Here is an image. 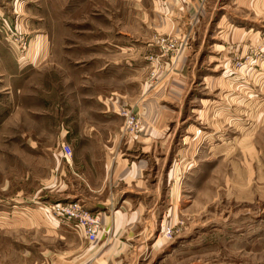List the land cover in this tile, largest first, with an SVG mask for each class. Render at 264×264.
Listing matches in <instances>:
<instances>
[{
  "label": "rangeland",
  "instance_id": "rangeland-1",
  "mask_svg": "<svg viewBox=\"0 0 264 264\" xmlns=\"http://www.w3.org/2000/svg\"><path fill=\"white\" fill-rule=\"evenodd\" d=\"M44 1V30L61 35L47 37L41 70L37 61L27 65L37 59L26 41L10 84V45H17L6 28L8 17L0 13V253L14 247L19 252L58 249L75 259L86 258L88 251L119 258H105L104 264H264V0H208L197 27L200 36L162 35L176 43L167 54L157 44L154 58L163 65L177 61L191 40L195 54L183 95L189 139L184 147L182 140L177 145L176 190L155 215L151 245L113 243L107 227L91 242L69 225L55 228L47 222L45 205L74 200L63 199L65 189L56 180L63 166V156L57 154L62 135L56 116L61 115L59 91L72 71L73 55L66 49L87 40L89 13H102L109 2ZM169 1L163 0L171 8L174 0ZM131 2L118 1L112 7L134 12L137 7ZM142 7L150 8L151 2L144 0ZM103 22L97 20L101 26ZM17 31L28 41L34 36V30ZM80 56L88 59L87 52ZM31 78L37 83H30ZM35 88L43 92L42 99ZM30 108L38 109L31 113L36 115H29ZM168 229L169 236H164ZM61 236L64 242L56 239ZM29 257L17 256L16 261L29 262Z\"/></svg>",
  "mask_w": 264,
  "mask_h": 264
},
{
  "label": "crops",
  "instance_id": "crops-1",
  "mask_svg": "<svg viewBox=\"0 0 264 264\" xmlns=\"http://www.w3.org/2000/svg\"><path fill=\"white\" fill-rule=\"evenodd\" d=\"M118 1L131 2L108 0L107 10L89 13L87 40L66 49L73 55L72 71L68 75L70 81L64 80L65 85L59 91L61 115L56 113V116L61 118L62 135L57 154L62 157V146L69 144L73 158L67 161L62 157L60 179L56 180L65 189L63 199H79L90 210L100 212L104 228L113 231V243L151 245L154 221L157 222L155 215L176 190L177 145L182 140L184 147L189 139L185 136L190 125L185 123L188 116H183V95L192 75L191 59L195 54L191 40L177 61H165L163 65L158 56L154 58L158 50L156 39L182 32L190 33L191 37L200 36L197 27L208 0H174L171 8L163 0H147L151 7L146 10L142 7L144 0H135L131 3L137 9L130 13L113 8L112 4ZM108 2L104 0L105 4ZM44 3V0H0V13L8 17V31L22 30L25 34L34 30V36L30 33L32 40L26 41L37 60H30L27 65L37 61L39 70L45 68L46 57L43 62L41 58L47 51V37L61 35L44 30ZM163 3L167 6H162ZM168 12L170 15H166ZM101 18L102 26L97 23ZM180 23L184 25L179 26ZM78 35L85 36L82 32ZM10 46L14 56L12 70L10 66L6 68H9L6 73L9 84L17 74L16 60L21 62L17 56L27 48V45L24 50ZM82 52L88 53L87 60L80 56ZM3 75L6 76L5 72ZM30 83L37 82L31 78ZM39 83L41 90L42 79ZM34 92L39 93L37 98H43L42 91L35 88ZM124 106L132 108L143 120V129L137 136L122 131L120 110ZM37 110L30 108V114L27 111L26 114L36 115L31 113ZM42 115L40 112L39 116ZM180 129L182 133L178 132ZM46 218L55 228L69 225L83 234L72 221L47 213ZM57 238L64 242L63 236ZM132 238L136 240L131 241ZM13 249L0 253V264H104L105 258L119 260L100 252L99 257L88 251L86 258L75 259L58 249L55 252ZM17 256H30L31 261L17 262Z\"/></svg>",
  "mask_w": 264,
  "mask_h": 264
},
{
  "label": "built area",
  "instance_id": "built-area-1",
  "mask_svg": "<svg viewBox=\"0 0 264 264\" xmlns=\"http://www.w3.org/2000/svg\"><path fill=\"white\" fill-rule=\"evenodd\" d=\"M10 39L22 50L26 46V39L22 36L19 37L13 31L9 33ZM157 44L161 49H164L167 54L173 51L176 43L173 39L167 36H158ZM179 48H177V53ZM162 54V55H164ZM120 113L123 117L122 131L124 134L137 136L143 129V120L141 116L136 113L132 108L124 106L121 108ZM62 156L70 161L73 158V148L69 144L62 146ZM52 217L61 218L64 221H72L75 226L82 230L83 234L91 242L98 241L100 232L104 231V225L100 212L90 210L79 199L69 201H55L49 205H45ZM49 214V215H50ZM168 229L164 232V236H169L171 231Z\"/></svg>",
  "mask_w": 264,
  "mask_h": 264
}]
</instances>
